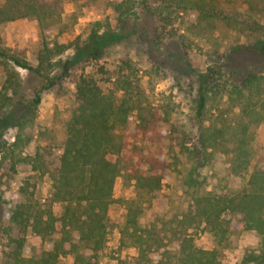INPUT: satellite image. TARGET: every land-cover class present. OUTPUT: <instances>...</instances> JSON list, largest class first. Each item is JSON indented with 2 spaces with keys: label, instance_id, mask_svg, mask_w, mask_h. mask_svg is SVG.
Here are the masks:
<instances>
[{
  "label": "trees",
  "instance_id": "1",
  "mask_svg": "<svg viewBox=\"0 0 264 264\" xmlns=\"http://www.w3.org/2000/svg\"><path fill=\"white\" fill-rule=\"evenodd\" d=\"M80 1L0 3V30L18 20H34L41 39L34 66L7 49L0 34V66L6 73L0 89V169L14 173L19 166H28L45 174L53 162L57 167L45 205L25 202L6 211L0 226V237L6 235L5 264H60L66 257H73V264H100L116 228L110 211L117 202L126 211L120 244L136 250L134 264H225L232 237L248 232L258 234L261 242L241 264H264V63L227 77L222 63L201 74L181 56L184 73L197 78L195 113L190 118L197 141L150 156L136 145L128 154L129 138L141 132L152 135L159 120L143 106L141 70L136 64L123 61L113 77H106L103 68L82 74L74 90L68 84L77 64L100 61L104 50L121 39L120 31L129 19L137 30V24L149 18L158 24L157 41H172L185 50L197 40L228 34L255 39V47L262 48L264 0L110 3L114 18L95 23L93 33L82 45L76 44L74 57L67 60L69 46L63 37L79 23L83 7L100 0H84L83 6ZM67 3L74 4V11H66ZM134 36L142 42L138 30ZM229 52L219 54L215 47L213 55L227 66ZM20 71L27 73L26 79ZM51 92L66 106H57L41 123L40 105ZM8 133L13 141L6 138ZM219 155L230 158L225 167L219 164ZM168 170L181 176L186 208L166 225L156 208L162 174ZM213 173L218 174V185L209 191ZM119 179L132 190L129 199H115ZM56 204L63 207L60 217L53 211ZM228 215L238 220L234 223ZM198 229L210 235L211 250L196 245L190 231ZM29 233L42 240L39 257L26 250Z\"/></svg>",
  "mask_w": 264,
  "mask_h": 264
},
{
  "label": "rangeland",
  "instance_id": "2",
  "mask_svg": "<svg viewBox=\"0 0 264 264\" xmlns=\"http://www.w3.org/2000/svg\"><path fill=\"white\" fill-rule=\"evenodd\" d=\"M120 1L122 0H100L98 3H91L83 7V15L79 23L63 37V41L69 46L64 55L65 59L70 60L74 57L76 44L82 45L88 39L95 30V23L114 18L115 13L109 8V5ZM4 2L5 0H0L1 4ZM84 3H86L84 0L80 1L79 6H83ZM74 9V4H66L68 13ZM145 18L137 24L136 28L138 33L143 36L142 42L135 38L137 30H133L132 27L136 24L129 19L126 28L120 31L121 39L104 50L100 61L89 60L77 64L70 72L68 84L71 86V90H74L82 74H93L103 68L108 73L106 77H113L123 61L136 64L137 68L141 70L139 77L144 92L143 106L149 112L158 115L159 120L153 124L155 131L152 135H145L141 132L136 137L129 138L128 154L134 153L133 145H136L139 152L150 156L164 153L173 145L193 144L197 141L196 129L192 128L190 123V118L195 113L196 107L197 78L195 74L184 73L185 59L191 63L193 69L201 74L209 68L215 67L216 63H222L224 71L229 77L232 72L236 75L237 73L242 74L246 69L262 65L264 63V47H255L258 44L255 39L249 40L245 37L228 34L218 36L217 40H197L191 50H185L172 41H164L163 44L159 40L157 41L155 34L158 24ZM179 24H176V29ZM169 31H171V27L167 29V32ZM0 34L7 49L27 59L34 66L38 64L41 39L36 21L23 19L9 23L0 30ZM261 41L264 42V38H261ZM215 47L219 48V54H226L230 50L226 58L227 66L222 58L220 60L219 56L213 55ZM231 48L235 49L231 51ZM181 56L184 57V60ZM156 67L161 68L159 74L155 71ZM180 71L183 74H180ZM20 73L24 79L27 78L25 71H20ZM5 78V70L0 66V89ZM57 106L64 108L66 104L59 103L54 93H46L39 109V122H44L45 118L52 114ZM6 138L13 141V134L8 133ZM218 159L219 164L225 167L230 158L219 155ZM49 171V173L40 174L32 171L28 166H19L14 173L7 168L0 169V226L5 220L6 211L15 205L25 202L45 205L53 190L52 177L57 172L56 163L51 164ZM162 175L163 187L157 195L160 205L156 209L163 222L169 225L176 215L184 211L186 204L180 174L168 170ZM216 185H218V174H210L208 190H214ZM131 196L132 190L123 187L122 181L119 179L115 186V199L121 201L129 199ZM53 211L57 217H60L63 211L62 205H54ZM125 216L124 207L118 202L115 203L110 211V217L116 228L110 236L106 249L100 255V264H134L137 257L136 250L122 248L120 244L119 229L125 224ZM147 216L148 214L143 216L142 225L145 224ZM226 218L234 223L238 220V217L231 215ZM190 233L199 248L212 249V239L205 230H191ZM5 236L0 237V264H5L3 254L6 250ZM54 239H58V236H54ZM260 242L261 237L255 232L233 236L231 247L225 253L224 263L241 264L245 254L257 250ZM26 250L39 257L42 251L41 238L29 233ZM73 262V257H66L61 259L60 264H73Z\"/></svg>",
  "mask_w": 264,
  "mask_h": 264
}]
</instances>
